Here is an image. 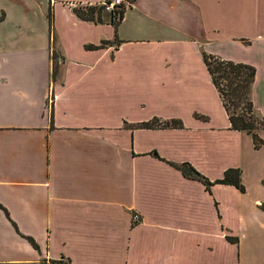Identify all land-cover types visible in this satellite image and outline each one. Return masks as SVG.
Masks as SVG:
<instances>
[{
    "label": "crops",
    "instance_id": "0c3cea01",
    "mask_svg": "<svg viewBox=\"0 0 264 264\" xmlns=\"http://www.w3.org/2000/svg\"><path fill=\"white\" fill-rule=\"evenodd\" d=\"M104 1L0 0V264H264V143L230 128L203 60L254 66L264 116V0L73 12ZM228 168L244 191L215 182Z\"/></svg>",
    "mask_w": 264,
    "mask_h": 264
},
{
    "label": "trees",
    "instance_id": "16d2710c",
    "mask_svg": "<svg viewBox=\"0 0 264 264\" xmlns=\"http://www.w3.org/2000/svg\"><path fill=\"white\" fill-rule=\"evenodd\" d=\"M110 1V0H105ZM126 3L116 5L110 12V21L114 26L122 18L124 11L133 0H125ZM74 14L86 21L99 23L103 21L102 14L104 12V5L93 4L86 6H79L73 8ZM107 41L102 42L104 45ZM90 48H97L98 46L89 45ZM59 57V48L57 42L54 40L52 45V58H53V74L56 72V64ZM203 60L206 64L208 72L211 76L212 83L216 87L219 96L222 100L224 109L227 113L230 128L235 130H243L251 135L254 146L258 147L264 141L258 135L259 129H264V116L260 115L253 104L251 98V88L255 77L254 66L241 62H234L231 60L222 59L218 56L203 53ZM167 127L179 126L180 122L177 120L161 121L154 119L142 123L145 127ZM175 167L188 177L195 178L203 182L207 187L212 184L206 177L200 174L189 163L183 162L174 164ZM216 183L231 184L244 191V186L241 183L240 170L238 168H228L224 171L223 177L217 179ZM1 207V206H0ZM227 239L236 242V237L227 236ZM33 243V240H32Z\"/></svg>",
    "mask_w": 264,
    "mask_h": 264
},
{
    "label": "built area",
    "instance_id": "2783aa9c",
    "mask_svg": "<svg viewBox=\"0 0 264 264\" xmlns=\"http://www.w3.org/2000/svg\"><path fill=\"white\" fill-rule=\"evenodd\" d=\"M120 3H126L125 0H110V1H104L102 5H104V11L110 12L116 5ZM133 220H138V215H133Z\"/></svg>",
    "mask_w": 264,
    "mask_h": 264
}]
</instances>
